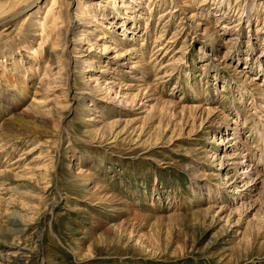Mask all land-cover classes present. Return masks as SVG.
Wrapping results in <instances>:
<instances>
[{
  "label": "rangeland",
  "instance_id": "obj_1",
  "mask_svg": "<svg viewBox=\"0 0 264 264\" xmlns=\"http://www.w3.org/2000/svg\"><path fill=\"white\" fill-rule=\"evenodd\" d=\"M0 240L23 264H264V0H42L1 28Z\"/></svg>",
  "mask_w": 264,
  "mask_h": 264
},
{
  "label": "bare ground",
  "instance_id": "obj_2",
  "mask_svg": "<svg viewBox=\"0 0 264 264\" xmlns=\"http://www.w3.org/2000/svg\"><path fill=\"white\" fill-rule=\"evenodd\" d=\"M254 2L255 3H257V0H254ZM42 8V6L39 8V9H41ZM39 9H37V11L39 10ZM36 11V12H37ZM35 12V13H36ZM39 12V11H38ZM77 21V20H76ZM9 25V24H8ZM5 27V26H4ZM3 28V27H2ZM1 29V28H0ZM104 49H106V47L104 46ZM34 189V188H33ZM38 191V190H37ZM32 218V217H31ZM26 219V218H25ZM24 219V217L22 216V215H20V214H17V215H15L14 217H13V221H12V223H13V227H15L16 228V230H12V228H11V231L14 233V232H17V233H21L22 234V232L24 233V232H26V228L28 227V222H30V221H28L27 222V220H25ZM34 220V219H33ZM84 220V222L86 221H89V217H87V218H84L83 219ZM32 221V220H31ZM8 222H10V220L8 221ZM85 222V223H86ZM32 223V222H31ZM13 235V234H12ZM23 249L22 248H20V247H16V246H14V245H10V246H7V245H5V244H3V242L0 240V260L1 261H12L14 264H16V263H18V264H23V262H26V261H24V259L26 260V254H28V253H26V252H24V251H22ZM13 252H15V254L16 255H21L20 257H17V258H11L10 256H9V253H13ZM7 253V254H6ZM20 253V254H19Z\"/></svg>",
  "mask_w": 264,
  "mask_h": 264
},
{
  "label": "water",
  "instance_id": "obj_3",
  "mask_svg": "<svg viewBox=\"0 0 264 264\" xmlns=\"http://www.w3.org/2000/svg\"><path fill=\"white\" fill-rule=\"evenodd\" d=\"M41 2H42V0H35L30 5H28L24 8H21L20 10H17L14 13H12L6 17L0 18V28L7 26L8 24H11L12 22L17 21V20L25 17L26 15H28L29 13L34 11V9H36Z\"/></svg>",
  "mask_w": 264,
  "mask_h": 264
}]
</instances>
